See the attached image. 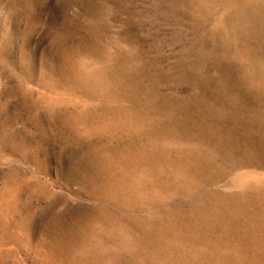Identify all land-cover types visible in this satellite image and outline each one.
<instances>
[{
    "label": "rangeland",
    "instance_id": "rangeland-1",
    "mask_svg": "<svg viewBox=\"0 0 264 264\" xmlns=\"http://www.w3.org/2000/svg\"><path fill=\"white\" fill-rule=\"evenodd\" d=\"M0 264H264V0H0Z\"/></svg>",
    "mask_w": 264,
    "mask_h": 264
}]
</instances>
